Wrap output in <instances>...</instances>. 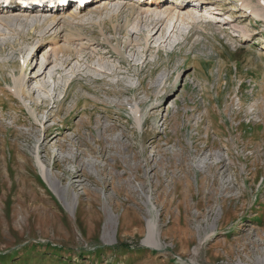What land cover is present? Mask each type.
Here are the masks:
<instances>
[{
  "label": "rangeland",
  "instance_id": "1",
  "mask_svg": "<svg viewBox=\"0 0 264 264\" xmlns=\"http://www.w3.org/2000/svg\"><path fill=\"white\" fill-rule=\"evenodd\" d=\"M222 1L230 24L164 20L153 37L111 6L48 33L0 24V264L264 259V20Z\"/></svg>",
  "mask_w": 264,
  "mask_h": 264
},
{
  "label": "bare ground",
  "instance_id": "2",
  "mask_svg": "<svg viewBox=\"0 0 264 264\" xmlns=\"http://www.w3.org/2000/svg\"><path fill=\"white\" fill-rule=\"evenodd\" d=\"M19 1V2H18ZM66 0H31L30 2H38V6L36 7H25V1L16 0L15 2L12 0H0V24L10 26V24H16L19 22L20 24L26 25L33 23V30L39 28L48 29L46 32L48 33L53 27H69L76 23H81L86 20L85 16L88 14H101L103 11L109 10L110 6L116 12L114 14H119L121 12L127 11L129 15H136L140 20L146 18L150 21L148 33L149 36L153 37L158 30L160 29L164 20L169 22L176 20L177 21H187L193 23V25H202L206 23V15L204 13H200L194 7L188 8L185 4V1L180 0H88L85 3H81L79 0H67V4L64 5H56L53 4L55 2H63ZM193 2V0H187V2ZM197 1V0H196ZM222 1V0H221ZM220 0H204V3L208 6V11L211 16H224V20L222 19V24H230L234 19H232L230 14L221 13L224 10H228L229 4ZM233 1V0H232ZM261 4L260 8L250 10V2L247 0L237 1L235 4L239 6L240 9L246 12V14H251L255 19L264 20V3L262 4V0H258ZM41 2H43L41 4ZM224 2V4H222ZM235 2V1H233ZM264 2V0H263ZM196 3V2H195ZM24 5V6H23ZM232 6V5H231ZM237 8V9H239ZM233 10V8H230ZM230 10V11H231ZM244 15L243 13L240 16ZM203 16V18H202ZM219 16V17H220ZM216 18V17H214ZM220 19V18H219ZM208 21H211L209 19ZM219 22V20L217 21ZM221 22V21H220ZM264 22V21H263ZM208 23V22H207ZM206 23V24H207ZM47 25V26H46ZM53 25L52 27H49ZM27 26V25H26ZM237 26V25H234ZM31 27V29H32ZM240 27V26H238ZM244 28V27H243ZM244 34L248 33L247 29L240 28ZM220 30V28H218ZM237 31V30H236ZM239 31V30H238ZM251 36H247L244 40H251ZM57 42V39H54ZM61 51V46L58 44H52L48 46V50L42 54L43 60H46L44 69L47 67L48 57L49 55L56 56ZM34 57V56H33ZM25 62V61H24ZM23 62V63H24ZM43 69V70H44ZM41 71V70H40ZM44 71H41L42 74ZM39 73H35L32 75L33 79H37ZM26 78V77H25ZM31 80V79H29ZM41 85V84H40ZM39 85V86H40ZM18 92L21 91L23 94V88H20L19 85ZM17 90V89H16ZM33 92L30 93L33 94ZM36 161L39 164L40 172L44 180L48 183V185L53 189V191L59 195V197L63 200L67 209L73 211L75 205L77 203V196L73 195L71 201H68L65 193L67 192V187L61 185L59 180L54 177L47 166L43 164L40 160V157L36 153L35 155ZM37 164V163H36ZM146 204H150L149 197L147 198ZM150 210V207L147 206ZM113 214L109 211V222L115 223L113 219ZM115 217V216H114ZM148 229L150 233L147 236L146 244H151L154 246H158L157 241V232L155 230V225L152 220L148 221ZM113 230H104L103 237L108 241L113 240ZM241 264V262L237 263ZM257 264H264V259L261 257L257 258Z\"/></svg>",
  "mask_w": 264,
  "mask_h": 264
}]
</instances>
